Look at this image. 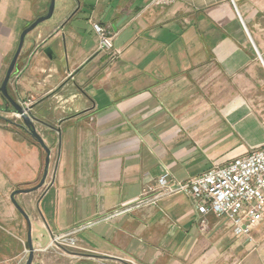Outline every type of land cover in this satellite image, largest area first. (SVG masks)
<instances>
[{"label": "crops", "instance_id": "1", "mask_svg": "<svg viewBox=\"0 0 264 264\" xmlns=\"http://www.w3.org/2000/svg\"><path fill=\"white\" fill-rule=\"evenodd\" d=\"M49 1L0 0V84L20 33ZM59 1L25 36L7 87L30 102L50 149L49 180L15 195L34 249L91 222L75 235L86 252H74V264H218L222 246L236 253L226 224L209 213L202 227L184 195L106 217L164 171L184 180L264 147V0ZM93 23L113 33L116 60L97 49ZM209 70L230 92L214 80L212 100L199 99L191 116L180 101L189 92L179 87ZM12 110L0 94V227L12 232L0 240V264H19L27 245L28 225L10 194L37 185L45 160ZM251 237L261 244L234 264H264V215Z\"/></svg>", "mask_w": 264, "mask_h": 264}, {"label": "built area", "instance_id": "2", "mask_svg": "<svg viewBox=\"0 0 264 264\" xmlns=\"http://www.w3.org/2000/svg\"><path fill=\"white\" fill-rule=\"evenodd\" d=\"M175 0H152L151 5L166 6ZM92 27L98 36V50L108 52L115 59L120 52L113 47L114 35L109 28L98 23ZM29 107L30 102H20ZM10 118L20 120L21 115L12 111ZM47 175H49V170ZM184 195L193 201L201 215L200 224L206 225L209 213L225 218L233 236L251 240V234L264 215V147L252 149L248 154L235 157L223 165H213L202 174L179 180L168 171L143 183L137 200L132 205L118 208L106 219L118 217L134 209L156 205L164 198ZM93 225L88 222L65 232L51 235L54 247L77 248L75 235Z\"/></svg>", "mask_w": 264, "mask_h": 264}, {"label": "rangeland", "instance_id": "3", "mask_svg": "<svg viewBox=\"0 0 264 264\" xmlns=\"http://www.w3.org/2000/svg\"><path fill=\"white\" fill-rule=\"evenodd\" d=\"M60 4L59 0H55V5L58 6ZM110 57V55H109ZM117 58L113 59L110 57L111 62L116 60ZM208 73V72H207ZM190 78V81L188 83H185L184 86H181L179 88L188 90L189 92V97L187 98H182L180 101L184 103V107L189 106L191 116L196 117L198 115V112L200 110L193 109L194 106H198V101L201 99L202 101L205 99L206 102H210L212 100L214 91H213V81L218 80L221 82V88H222V94H228L230 92V86L228 82H225L223 77L219 76L218 73L213 72L209 70L208 75H198L197 74H190L187 75ZM207 90V91H205ZM186 109V110H185ZM182 111H187V108H184ZM13 119V118H11ZM256 148V147H255ZM254 149V148H253ZM48 170H50L48 168ZM51 175V174H50ZM49 180V175H47L45 179V183ZM45 185V184H44ZM43 187V186H42ZM41 188V187H40ZM17 189V188H16ZM226 225H225V224ZM221 226L224 224V229L226 231H230L231 229L229 228L228 222L225 220V218H220V223ZM228 227V228H227ZM8 230V227H0V240L3 239V237H11L12 232L8 230V233L5 231ZM51 235H54V233H51ZM50 235V236H51ZM233 235V234H232ZM49 236L48 244L46 246H36L35 247V259L32 264H74L75 258L73 255L74 252H86L83 249H78V248H69V247H54V245H51V238ZM37 239H40L36 237ZM233 243L236 242L235 246H233V249L236 253H231L229 254V247L222 246L221 247V252L222 254V261L219 262L218 264H234L237 259H240L241 256L250 250V247H256L261 244L258 240H256V237H253L251 240H247L243 237H235L234 236ZM261 238V237H259ZM43 243H45V239H43ZM26 245V243H25ZM26 248V249H24ZM24 251L22 252V256L19 259V264H24L27 256H28V245L23 247ZM99 264H107L106 262L100 261ZM129 264H135L134 262H129Z\"/></svg>", "mask_w": 264, "mask_h": 264}, {"label": "water", "instance_id": "4", "mask_svg": "<svg viewBox=\"0 0 264 264\" xmlns=\"http://www.w3.org/2000/svg\"><path fill=\"white\" fill-rule=\"evenodd\" d=\"M54 5H55V0H50L49 1V5H48V9L45 15L39 16L36 19H34L31 23H29L20 33L19 36V41H18V45L16 48V51L7 67L5 76L0 84V94L1 97L8 103L11 105L12 109L14 112L19 113L21 115L20 118V122H21V126L29 133V135L35 139L40 146L43 148L44 152H45V160H44V169H43V174L39 180V182L37 183V185H35L32 188L29 189H15L11 194H10V200L12 201V203L14 204V206L16 207V209L20 212V214L24 217V219L27 222L28 225V231H27V245H28V256L27 259L25 261L24 264H32L33 263V259H34V254H35V249H34V245L32 242V235H31V224L29 221V217L26 214V212L23 210V208L17 203V201L15 200V195L19 194V193H25V192H30L33 190H36L42 186H44L45 184V179L47 177V173H48V167H49V158H50V149L49 147L46 145V143L44 142L43 138L41 137V135L37 132L36 127H35V122L37 121V119L32 115V113L30 112L31 110V105L29 107H22V105L20 104V102H18L17 100L13 99L11 97V95L8 93V82L11 78V76L13 75L14 71H15V66H16V61L18 58V55L21 51L22 48V44L24 41L25 36L32 31L39 23L48 20L53 13L54 10ZM43 53L45 55H47L48 57L52 58L53 52L51 47H45L43 49Z\"/></svg>", "mask_w": 264, "mask_h": 264}, {"label": "flooded vegetation", "instance_id": "5", "mask_svg": "<svg viewBox=\"0 0 264 264\" xmlns=\"http://www.w3.org/2000/svg\"><path fill=\"white\" fill-rule=\"evenodd\" d=\"M12 111H13V110H12ZM13 120H14V121H19V120L12 119V122H13ZM22 128H23V127H22ZM25 131H26V130H25ZM27 133H28V132H27ZM28 134H29V133H28Z\"/></svg>", "mask_w": 264, "mask_h": 264}]
</instances>
